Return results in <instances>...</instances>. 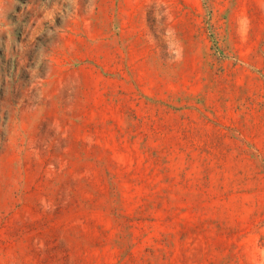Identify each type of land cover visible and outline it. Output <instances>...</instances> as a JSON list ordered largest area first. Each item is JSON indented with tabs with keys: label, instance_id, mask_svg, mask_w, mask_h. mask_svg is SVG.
<instances>
[{
	"label": "rangeland",
	"instance_id": "obj_1",
	"mask_svg": "<svg viewBox=\"0 0 264 264\" xmlns=\"http://www.w3.org/2000/svg\"><path fill=\"white\" fill-rule=\"evenodd\" d=\"M0 264H264V0H0Z\"/></svg>",
	"mask_w": 264,
	"mask_h": 264
}]
</instances>
